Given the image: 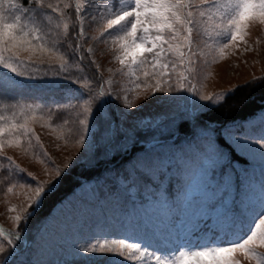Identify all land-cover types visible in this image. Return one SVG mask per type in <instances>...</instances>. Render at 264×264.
<instances>
[{
  "label": "snow or ice",
  "instance_id": "obj_1",
  "mask_svg": "<svg viewBox=\"0 0 264 264\" xmlns=\"http://www.w3.org/2000/svg\"><path fill=\"white\" fill-rule=\"evenodd\" d=\"M72 7L51 0H0V69L6 70L0 76V98L14 102L8 107L19 105L22 114L25 107L31 111L32 104L20 105V101L39 99L59 88L52 82L71 80L69 75L62 74L67 60L57 55L60 48L70 49L65 53L69 59L79 53L78 67L87 72L93 62L84 54V45L88 44L91 52L92 45L106 35L112 36L114 30L122 33L114 41L119 44L117 59L136 77V88L142 85L133 66L144 77L157 78L150 86L144 85V101L156 93H168L165 97L183 104L161 107L145 117L141 111L144 102L121 103V93L115 89H77V105L73 107L80 106L83 111L76 115L78 124L71 136L76 152L63 169L49 165V180L37 181L34 187L20 185L27 192V207L14 217V231L0 230V264H40L36 254L41 233L60 230L53 213L41 218L45 200L57 194L58 186L77 167L95 175V183L77 200L102 210L84 212L75 218L69 239L71 259L65 264H241L240 257L249 264H264V251H258L264 249V97L259 107L244 118L217 119L213 110L227 111L245 100L220 103L235 95L236 90L215 97L193 90L200 101L214 102L213 107L189 99L181 95L187 91L182 84L175 88L171 84L169 68L174 72L176 62H163L169 54L180 60V66L186 57L190 64L195 63L193 58L199 60L197 38L202 26L209 35L227 33L230 42L242 41L249 22L259 20L264 24V0H134L119 10L109 11L105 5L103 24L90 11L93 0H77L70 30L63 18L65 10ZM52 14H56L55 28L51 26ZM23 17L28 18V23H21ZM93 24L95 34L89 35ZM227 47L228 43H224L221 54ZM25 54L27 63L22 59ZM57 59L61 60L59 71H45L41 75L34 67L28 71L35 64L53 68L52 61ZM78 80L79 77L71 82ZM253 83L256 81L248 82V87ZM260 87H264V80ZM31 119L35 120V116ZM29 122L28 118L21 123L0 115V153L6 145L22 147V141L31 143ZM164 147L176 151H160ZM189 153L200 159L201 166L204 160L211 162L206 168L207 188L218 196L207 205L197 222L200 227L192 231L191 239L172 244L146 222L145 216L149 208L163 207L169 216L179 219L186 193L185 169L179 160ZM257 164L261 166L259 196L251 176ZM12 167L10 164L9 168ZM15 170L23 172L18 166ZM0 175L4 177L0 184H12L16 179L14 171ZM13 187L7 191L12 192ZM65 201L61 198L59 205ZM111 231H118L120 237L94 236L96 243L85 242L90 234Z\"/></svg>",
  "mask_w": 264,
  "mask_h": 264
},
{
  "label": "rangeland",
  "instance_id": "obj_2",
  "mask_svg": "<svg viewBox=\"0 0 264 264\" xmlns=\"http://www.w3.org/2000/svg\"><path fill=\"white\" fill-rule=\"evenodd\" d=\"M51 2L60 3L61 5L69 3L73 6L71 9L65 10L66 16L63 18V23H68L71 30L74 17L72 11L77 0H51ZM131 2H134V0H93L94 7L90 11L96 15L97 21L103 24L105 21L102 12L105 5H108L109 11H112L113 8L119 10L121 7H126ZM96 8L101 11L97 12ZM52 15L51 26L55 28L57 22L56 14ZM21 23H28V18L23 17ZM63 23L61 24V31L63 30ZM31 26L29 24V27ZM206 26L211 27V24L206 22ZM95 28L96 25L93 24L89 35L95 34ZM72 34L75 35V32ZM119 35H122V33L114 30L112 36L106 35L104 39L92 45L91 52L88 51L89 45H84V54L93 62V67L87 72L81 71L78 67L77 62L81 59L79 53L69 59L65 53L70 52V49H58L57 55L67 60V65L62 74L69 75L71 80H76L79 77L78 83H75L76 86H72L74 83L71 80L52 82L58 84L59 88L39 99L20 101V105L32 104L33 108L31 111L25 107L22 114V109L19 105L16 108L8 107V104L14 102H7L0 98V115L7 117L10 121L18 119L21 123L24 122L25 118H28L30 121L29 127L32 130L30 144L22 141V147H9L6 145L3 152L0 153V173L8 172L11 174L14 171L16 176L12 184H0V225L10 232L17 227L14 217L20 214L23 208L27 207V192L20 185L24 184L34 187L37 181L44 182L49 180L51 174L49 165L63 169L64 163L76 152L71 136L78 124L76 115L78 112L83 111L80 106L73 107L77 105V99L75 98L77 89L84 90L87 87H92L97 92L101 89L105 92L115 89L121 93V103L128 102L138 105L144 102L141 111L144 112L145 117L161 107H168L173 103L183 104V101H172L165 97L168 93H156V96L148 97L150 100L144 101L146 91L144 85L150 86L156 82L157 78H146L142 72H139L133 66V70L140 76L139 82L142 85L140 88H136V77L131 76L129 69L123 68L117 59L120 55L119 44L114 43V41ZM197 40L200 44L197 51L201 55L199 60L193 58L194 64H190L186 57L183 65L180 66L181 62L174 54H169L163 61L174 60L178 65L174 72L169 68V72L172 73L171 84L174 88L182 84L187 89L181 95L187 96L189 99H196L198 103H207L212 107L215 106L214 102L200 101L198 95H193V90L199 94L215 97L217 94L230 92L238 86L264 77V24L260 23L259 20L249 22L242 41L230 42V35L227 33L217 36L213 32L212 35H209L204 30V26L201 27ZM224 43H228V47L221 54L220 48ZM185 51L187 52V49ZM22 59L26 63L28 62L26 54L22 56ZM148 59L151 60V57L149 56ZM52 64L53 68H49L48 64H35L30 66L28 71H33L34 67L36 73L41 75L45 71L60 70L61 60H53ZM92 68H94L95 72L94 79L96 81L99 80L97 85L89 74L93 70ZM148 70L152 71L151 66H149ZM5 71L0 69V76ZM184 77H187V79H183ZM26 83L44 84L48 82ZM69 89L72 91H69ZM82 103L83 101H81ZM32 116H35V120L31 119ZM258 127L259 125L257 124ZM241 150L244 151L243 149ZM160 151L168 153L176 150L164 147ZM246 154L250 159L253 158L251 153ZM179 155L177 153V156ZM173 163H176V161H173ZM179 163L185 169L186 188V193L182 197L184 203L182 210L179 212V219H173L163 207L149 208L145 216L146 222L156 229L162 237L170 240L172 244H183L191 239L192 231L200 227L197 222L204 216L207 205L218 196V193L214 194L207 188L206 168L211 166L210 161L204 160L203 166H201L200 159L189 153L186 158L180 159ZM10 164L13 166L12 169L9 168ZM15 166L23 169V172L16 171ZM78 169L81 168L78 167ZM29 173H31V176ZM251 176L256 195L259 196V182L261 180V166L259 164L252 170ZM0 179H4V177L0 175ZM79 181L85 185L84 188H76L65 199L67 201L63 205L58 203L51 211L53 216L58 218L60 230L41 233L36 254L40 264H65L66 260L71 259L69 255V239L75 218L84 212H99L102 210L92 203H83L77 200V197L86 193L92 184L95 183V176L91 179L80 178ZM13 184L15 187H13ZM8 187H13V191L8 192ZM74 193L75 196H73ZM9 209H14V211H9ZM104 210L111 211L107 208ZM219 211L220 209H217V212ZM34 230L35 226L32 228L33 232ZM94 236L112 239L119 238L120 233L111 231L108 233L90 234L86 237L85 242L96 243L97 240L93 238ZM258 251H264V249H258ZM115 259L119 260L122 258L116 257ZM240 259L241 264H249L243 257H240ZM125 264H131V262H125Z\"/></svg>",
  "mask_w": 264,
  "mask_h": 264
},
{
  "label": "trees",
  "instance_id": "obj_3",
  "mask_svg": "<svg viewBox=\"0 0 264 264\" xmlns=\"http://www.w3.org/2000/svg\"><path fill=\"white\" fill-rule=\"evenodd\" d=\"M74 14V10L72 11ZM93 67V66H92ZM91 72H89L93 82L97 85L95 78L94 68H92ZM264 80V77H260L254 79L252 81H256L253 83L251 87H248V83L238 86L234 90H236L235 95H230L229 97H225V100L220 102L223 104H231L233 101H240L241 99L245 100L244 104H241L239 107H233L225 110H213V114L217 119L222 120H230V119H241L248 115H250L257 107L260 105L261 97H264V87H260V81ZM72 86H76L72 84ZM86 91V88L84 89ZM213 107V106H212ZM95 175L88 172L84 169L74 168L69 176L62 184L58 186V192L53 197H48L45 200V204L41 211V218L45 215H49L51 211L55 208V206L59 203L61 198L66 199L69 195H71L76 188L80 185V178L91 179Z\"/></svg>",
  "mask_w": 264,
  "mask_h": 264
},
{
  "label": "bare ground",
  "instance_id": "obj_4",
  "mask_svg": "<svg viewBox=\"0 0 264 264\" xmlns=\"http://www.w3.org/2000/svg\"><path fill=\"white\" fill-rule=\"evenodd\" d=\"M0 230H3L4 232L8 233L10 232L8 229L4 228L3 226L0 225Z\"/></svg>",
  "mask_w": 264,
  "mask_h": 264
}]
</instances>
